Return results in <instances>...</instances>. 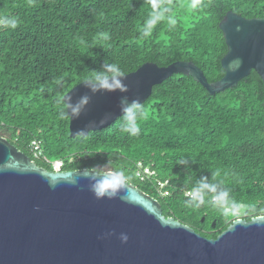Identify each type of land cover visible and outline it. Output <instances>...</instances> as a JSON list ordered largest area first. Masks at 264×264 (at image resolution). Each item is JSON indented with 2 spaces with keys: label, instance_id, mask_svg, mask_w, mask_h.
Segmentation results:
<instances>
[{
  "label": "trees",
  "instance_id": "trees-1",
  "mask_svg": "<svg viewBox=\"0 0 264 264\" xmlns=\"http://www.w3.org/2000/svg\"><path fill=\"white\" fill-rule=\"evenodd\" d=\"M172 2L176 27L158 23L141 40L139 29L150 11L146 0H35L33 6L0 0V15L20 20L15 30H0V135L46 169L56 159L63 160L60 170L123 168L128 182L159 201L164 216L214 238L231 217L183 203L202 177L218 191L227 187L238 202L264 207V91L254 70L211 95L182 73L153 85L142 102L149 116L138 136L121 133L118 116L106 127L71 137L69 119L59 118L55 104L104 63L128 73L146 61L190 60L208 81L217 80L224 73L226 45L218 23L225 12L264 17V0H202L197 10L187 7L188 0ZM100 32L109 33L108 42H96ZM57 78H63L62 88L54 84ZM33 139L41 143L40 157L30 150ZM138 162L153 174L140 180ZM217 169L221 174L214 177Z\"/></svg>",
  "mask_w": 264,
  "mask_h": 264
},
{
  "label": "water",
  "instance_id": "water-1",
  "mask_svg": "<svg viewBox=\"0 0 264 264\" xmlns=\"http://www.w3.org/2000/svg\"><path fill=\"white\" fill-rule=\"evenodd\" d=\"M218 27L226 45L219 79L208 81L194 62L175 60L146 61L125 73L127 92L93 93L80 81L65 92L69 103L90 99L69 119V135L108 126L120 114L121 97L144 102L153 85L175 73L191 76L211 95L254 70L264 91V17L227 10ZM234 58L241 61L236 71L228 68ZM79 170L39 166L0 135V264H264V224L248 219L206 237L164 216L159 201L130 182L116 198H95Z\"/></svg>",
  "mask_w": 264,
  "mask_h": 264
},
{
  "label": "clouds",
  "instance_id": "clouds-1",
  "mask_svg": "<svg viewBox=\"0 0 264 264\" xmlns=\"http://www.w3.org/2000/svg\"><path fill=\"white\" fill-rule=\"evenodd\" d=\"M35 0H27V6H33ZM150 11L145 18L143 25L139 29V38L141 40L151 37L153 29L158 23L165 22L168 29L172 30L177 25V18L173 12L172 0H146ZM202 6V0H188L187 7L190 10H197ZM20 24L18 17L10 14L0 15V30H15ZM237 30L239 28L237 27ZM110 39L108 32H100L96 42L106 43ZM241 61L234 58L229 61L228 68L232 71L238 70ZM125 73L117 63H104L100 70L92 72L84 77L80 84L87 87L93 93L98 91L104 92H127L128 86L123 83ZM57 88L64 85L63 78L54 80ZM87 95L82 96L76 104H71V96L68 93L61 94L55 98V104L58 106V115L61 119H74L78 117L83 106L89 102ZM149 113L138 99L129 101L127 97L120 99V114L118 128L121 133H127L130 136H138L140 134L141 122L148 119ZM103 122V121H102ZM81 130L79 134L84 135ZM183 159L178 162L183 163ZM81 177L89 181V189L95 198L101 199L107 197L109 199L116 198L123 192L127 186L130 177L123 168L110 166H88L79 170ZM221 170L217 169L213 172V176H219ZM225 175L228 173L225 172ZM234 175V174H233ZM76 183V180L74 181ZM186 199L183 203L185 207L199 209L201 206L207 205L220 211L223 215L231 217L229 221V229H234L237 224L247 225L245 220L249 219L261 226L264 224V207H258L255 203L244 204L236 201L230 190L225 187L217 190V185L207 182L206 177H202L196 182L189 191L185 193ZM123 199V197H120ZM120 240L126 242L128 236L125 233L120 234Z\"/></svg>",
  "mask_w": 264,
  "mask_h": 264
},
{
  "label": "built area",
  "instance_id": "built-area-1",
  "mask_svg": "<svg viewBox=\"0 0 264 264\" xmlns=\"http://www.w3.org/2000/svg\"><path fill=\"white\" fill-rule=\"evenodd\" d=\"M30 150L33 153L35 157H40L43 155V150L41 147V143L39 140L33 139L31 140L30 144ZM53 170H60V167L63 164L62 159H56L50 162ZM150 174H153V171L148 167L144 166L141 162L137 163V168L135 170V175L139 177L140 180H143L144 178L148 177ZM167 181L164 182H158L159 188H162ZM163 194H166L167 191H162Z\"/></svg>",
  "mask_w": 264,
  "mask_h": 264
},
{
  "label": "rangeland",
  "instance_id": "rangeland-1",
  "mask_svg": "<svg viewBox=\"0 0 264 264\" xmlns=\"http://www.w3.org/2000/svg\"><path fill=\"white\" fill-rule=\"evenodd\" d=\"M1 136H5V135L3 134V135H1Z\"/></svg>",
  "mask_w": 264,
  "mask_h": 264
}]
</instances>
